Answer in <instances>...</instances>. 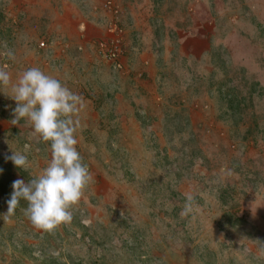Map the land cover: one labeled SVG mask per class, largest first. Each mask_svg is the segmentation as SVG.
Wrapping results in <instances>:
<instances>
[{"label":"rangeland","instance_id":"1","mask_svg":"<svg viewBox=\"0 0 264 264\" xmlns=\"http://www.w3.org/2000/svg\"><path fill=\"white\" fill-rule=\"evenodd\" d=\"M110 21L121 67L99 53ZM32 67L82 98L93 181L51 232L0 191V264H264V0H0V158L26 155L25 183L51 159L11 121Z\"/></svg>","mask_w":264,"mask_h":264},{"label":"clouds","instance_id":"2","mask_svg":"<svg viewBox=\"0 0 264 264\" xmlns=\"http://www.w3.org/2000/svg\"><path fill=\"white\" fill-rule=\"evenodd\" d=\"M6 55L14 59L11 51ZM9 85V73L0 70V86ZM11 87V98L17 105L12 124L19 125L21 120L30 123L33 135L50 144L51 159L42 174L30 182L20 179L13 182L5 215H14L20 201L24 200L28 205L25 215L33 226L51 232L72 221V210L93 181L76 147L77 117L83 101L58 78L38 67L24 71ZM7 159L19 169L29 166L27 156L21 153L13 152ZM193 205L194 197L187 194L181 214L192 213Z\"/></svg>","mask_w":264,"mask_h":264},{"label":"built area","instance_id":"3","mask_svg":"<svg viewBox=\"0 0 264 264\" xmlns=\"http://www.w3.org/2000/svg\"><path fill=\"white\" fill-rule=\"evenodd\" d=\"M105 8L109 7V3L104 5ZM107 29L112 31L116 36H112L104 38L103 41L100 43L99 53L100 55L106 60L111 61L113 65L121 67L120 56L122 53V44H121V29L118 27L117 23L115 24L114 21H110L107 24ZM45 42L41 41L39 44V48H44Z\"/></svg>","mask_w":264,"mask_h":264},{"label":"trees","instance_id":"4","mask_svg":"<svg viewBox=\"0 0 264 264\" xmlns=\"http://www.w3.org/2000/svg\"><path fill=\"white\" fill-rule=\"evenodd\" d=\"M0 169H2V172L0 173V191L3 194V196H11V193L13 191L12 184L14 182L13 177L11 176L12 173L20 172L23 173V171H20L19 168L15 167L14 170L10 167V162L8 160L0 158ZM10 172H12L10 174ZM24 174V173H23ZM4 178H7L4 181Z\"/></svg>","mask_w":264,"mask_h":264}]
</instances>
